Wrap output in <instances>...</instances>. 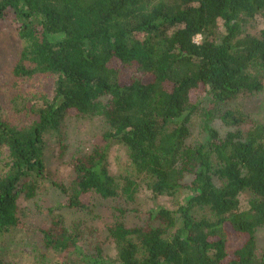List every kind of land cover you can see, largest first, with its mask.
Masks as SVG:
<instances>
[{"label":"trees","instance_id":"obj_1","mask_svg":"<svg viewBox=\"0 0 264 264\" xmlns=\"http://www.w3.org/2000/svg\"><path fill=\"white\" fill-rule=\"evenodd\" d=\"M4 20L25 43L13 75L45 72L55 83L28 127L0 117V151L8 152L0 234L22 229L17 199H32L40 181L51 182L65 209L84 212L91 196L185 191L175 210L157 206L140 226L109 225L115 259L100 246L86 254L79 229L66 228L57 211L34 233L39 256L53 264H264L254 241L264 226V123L225 110V135L209 126L215 105L264 89V0H0ZM256 21L262 27L248 31ZM130 69L142 77L125 76ZM199 92L209 97L208 139L189 146ZM65 116L99 117L105 126L103 143L73 159L67 184L50 180L44 159ZM113 145L124 149L132 172L122 180L109 171ZM228 235L245 241L227 252Z\"/></svg>","mask_w":264,"mask_h":264},{"label":"rangeland","instance_id":"obj_2","mask_svg":"<svg viewBox=\"0 0 264 264\" xmlns=\"http://www.w3.org/2000/svg\"><path fill=\"white\" fill-rule=\"evenodd\" d=\"M261 27L256 21L249 24L248 31L255 32ZM195 41L199 42L200 37H196ZM24 47L25 43L18 38L14 24L7 20L1 21L0 117L14 128L28 127L36 119L35 111L51 100L55 83V76L45 72L34 73L22 79L13 75V69ZM125 76L142 77V74L130 69ZM194 100L198 105L189 118V137L187 138L189 146L204 144L208 139L203 124L207 119L205 111L208 109L209 97L199 92ZM225 110L238 111L252 121L263 124L264 89L252 96L237 97L227 103L214 106L211 110L213 118L209 121V126L220 137H223L228 130L219 119V115ZM104 130V123L99 117L82 119L65 116L59 125L58 132L48 140L44 154L46 172L50 180L67 184L72 178L73 159L89 152L93 145L102 144L100 135ZM7 161L8 152L2 149L0 177L7 171L5 168ZM108 167L118 180L132 174L124 149L117 145L109 149ZM188 182L190 177L185 179V183ZM213 182L216 185L221 184L215 176ZM185 195V191H180L173 197L155 198L147 189L140 187L131 200L123 194L106 200L91 196L89 201L93 207L90 211H70L64 208L65 198L52 187L51 182L40 181L32 199H25L23 195L17 199L18 217L24 230L13 229L8 233L0 234V261L9 264H53L52 261L40 258V248L35 244L38 238L34 233L43 227L57 211L61 213L66 228L79 229L82 235L80 246L86 254H92L94 248L100 246L106 257L115 259L116 247L107 233L109 225L122 221L126 227L140 226L145 222L150 211L157 206L173 211L182 203ZM247 198V194L241 195L242 208L246 206ZM226 237L227 252L234 251L245 241L243 236L228 235ZM254 241L255 253L259 256L264 249V226L255 230Z\"/></svg>","mask_w":264,"mask_h":264}]
</instances>
